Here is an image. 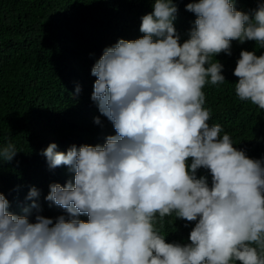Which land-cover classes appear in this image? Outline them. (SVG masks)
Instances as JSON below:
<instances>
[{"label": "clouds", "instance_id": "9594fccd", "mask_svg": "<svg viewBox=\"0 0 264 264\" xmlns=\"http://www.w3.org/2000/svg\"><path fill=\"white\" fill-rule=\"evenodd\" d=\"M185 9L195 19L182 42L177 5L154 0L140 18L143 35L103 49L91 99L115 134L42 150L49 169L74 173L44 197L64 214H40L35 187L22 215L0 193V264H264V157L250 158L209 124L203 91L226 81L215 57L230 56L233 41L264 49V2L242 11L235 0H192ZM233 75L238 99L264 110V52L242 49ZM17 152L0 145V163ZM173 216L193 222L185 242L161 233Z\"/></svg>", "mask_w": 264, "mask_h": 264}, {"label": "trees", "instance_id": "16d2710c", "mask_svg": "<svg viewBox=\"0 0 264 264\" xmlns=\"http://www.w3.org/2000/svg\"><path fill=\"white\" fill-rule=\"evenodd\" d=\"M154 0H0V145L17 147L12 161L0 163V193L9 211L22 215L31 204V187L39 190L40 214L55 218L64 214L44 197L51 183L72 181L67 166L49 169L41 154L50 143L58 151L81 144H102L115 134L91 99L96 79L91 67L103 49L119 38L134 40L141 17L152 11ZM178 7L174 21L181 42L193 26L195 15L186 11L192 0H173ZM242 11L254 9L257 0H235ZM264 2V0H261ZM264 52L255 41L232 42V54L215 57L223 65L225 82L206 84L205 107L211 109L209 124L218 123L234 145L250 158L264 157V110L235 95L233 75L241 50ZM80 92L76 94V87ZM100 118L96 124L94 118ZM210 182V174L199 170ZM35 211V210H33ZM87 220L86 215L80 217ZM165 217L161 233L166 242H185L193 222ZM157 227H160L157 224Z\"/></svg>", "mask_w": 264, "mask_h": 264}]
</instances>
